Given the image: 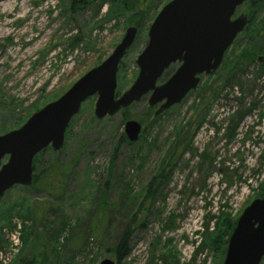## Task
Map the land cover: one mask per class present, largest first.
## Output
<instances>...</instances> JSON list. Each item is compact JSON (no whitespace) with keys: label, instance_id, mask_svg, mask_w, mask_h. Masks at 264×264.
<instances>
[{"label":"rangeland","instance_id":"obj_1","mask_svg":"<svg viewBox=\"0 0 264 264\" xmlns=\"http://www.w3.org/2000/svg\"><path fill=\"white\" fill-rule=\"evenodd\" d=\"M137 1L142 12L151 9L119 64L116 97L135 80V60L148 28L170 0ZM68 5L69 0H0V135L59 98L110 55L127 28L135 27L132 12L107 20L108 2L99 10L96 2L76 12ZM242 12L249 28L227 50L217 75L201 76L194 91L154 122L147 97L102 120L93 114L95 96L81 105L61 149H45L34 168L37 173L52 165L41 179L55 182L64 172L63 186L45 191L14 186L0 201V264H99L104 259L116 264L112 236L99 237V228L107 218L110 226L125 225L146 208L143 228L132 231L131 252L122 264H222L230 222L264 196V65L257 62L264 47L254 36L264 9L252 14L243 4L234 18ZM232 70L236 79L212 97ZM128 120L146 130L137 145H121L113 157ZM182 126L195 130L189 151L179 157L169 181L145 199L159 162L172 143L184 139ZM153 138L157 146L148 151L145 141ZM111 161L112 178L107 173Z\"/></svg>","mask_w":264,"mask_h":264},{"label":"water","instance_id":"obj_2","mask_svg":"<svg viewBox=\"0 0 264 264\" xmlns=\"http://www.w3.org/2000/svg\"><path fill=\"white\" fill-rule=\"evenodd\" d=\"M247 0H170L153 19L147 42L136 57L138 74L119 97L116 76L119 64L135 42L138 30L129 27L110 55L80 77L64 94L33 113L19 128L0 135V201L14 186L29 187L32 162L43 150L58 152L66 129L81 105L95 96L94 117H112L147 97V106L158 117L178 105L200 83L218 70L227 50L245 29L248 18L236 10ZM264 65V55L257 57ZM177 64L164 81L163 74ZM141 125L124 123L130 143L138 140ZM6 162L2 163V160ZM264 258V196L241 213L227 241L222 264H260ZM99 264H115L104 259Z\"/></svg>","mask_w":264,"mask_h":264},{"label":"trees","instance_id":"obj_3","mask_svg":"<svg viewBox=\"0 0 264 264\" xmlns=\"http://www.w3.org/2000/svg\"><path fill=\"white\" fill-rule=\"evenodd\" d=\"M98 2V5L96 6V10H99V8L101 7V5L103 3L108 2L110 4V11H108L107 13V20H115L117 17V15H121L123 13L127 12H132V19H133V23L134 26L137 28L138 32L145 27V24H143L145 22V20H147V15H149V10L151 9L150 6L147 7L146 11L142 12L141 11V7L143 4L141 3L140 6L138 7L139 2L137 0H69V10L70 12H76L78 10H82L85 7H87L88 5H91V3H96ZM246 7L249 9V11L252 14H255V11H261L262 9H264V0H247L245 3ZM116 13V14H115ZM152 20V17H151ZM261 25L258 26L256 28V30L254 31V36L257 39H261L262 40V44L261 47H264V16H263V20L260 23ZM249 25H246L244 31L248 30ZM250 38V36H249ZM75 45L73 43V46H77L80 42V39H76L75 41ZM260 50V49H259ZM261 51V50H260ZM226 54V53H225ZM225 56V55H224ZM260 66H262L261 64H259ZM220 72V71H219ZM218 73V72H217ZM217 73H213L212 75ZM166 72L163 74L161 81L163 79V77H165ZM237 73L235 71H231V73H229V78L225 83H222L219 85H217L215 88H213V90L211 91L212 93V97H216L217 93L219 90H222V88L232 79H236ZM164 81V79H163ZM151 109L148 108V111H150ZM124 111V110H122ZM167 112V111H166ZM163 115V114H162ZM160 118V116L158 117H153L152 121L154 122L156 119ZM69 127V126H68ZM189 127L188 125L186 126V128ZM185 126H182L180 129L181 132H183V130L185 131L184 133V139L181 141H176L174 143L171 144V149L168 150V154L166 156V159H162L159 162V166L157 167V175H155L149 182L146 191L144 193V198L145 199H152L153 194L156 192L157 190V186L160 185V183H164V182H168L172 173V168L175 167V165H177L179 157L182 156V154H184V152L189 151L190 145H191V139H192V135L194 134L195 130H191L189 128V130H186ZM146 130V127H142L141 129V134L138 138V140L134 143H130L126 137L124 136V134H121L119 136V139L117 141V144L115 147H113L112 149V156L114 157L116 154L117 149L121 146V145H125L128 147H133L135 145H137L139 143V139L140 137L144 134ZM67 131V129H66ZM188 132V133H187ZM68 133V131H67ZM157 138H153L150 139V142L145 141V145L147 146L148 151H151L152 149H154L157 146ZM178 151L181 152V155H178ZM45 150H43L42 152H40L37 156L34 157L33 162H32V166H33V172H34V168H35V164L37 159L39 158V156L44 153ZM178 155V156H177ZM137 161H139V159L136 157ZM135 159V160H136ZM130 164L132 163V161H134V158H131ZM141 164V162H140ZM112 165V161L111 163H109L108 168ZM142 165V164H141ZM53 166H49V168L45 169V170H41V171H37V173H34L33 175V180H32V184L29 187H23L24 189H35L37 188V186L41 187V190L45 191L46 189L44 187L49 186V187H61L63 186L62 181L64 182V179L66 178L65 173L64 172H60L59 176L60 179L57 180V182L53 181V180H49L47 176L43 177V180L41 179V177L43 175L46 174L47 171H49V169H51ZM108 174H110V178L115 177L114 173L112 172L111 169H109L107 171ZM223 173V170H222ZM224 174V173H223ZM108 183V182H107ZM153 183H155L156 185H154ZM154 188V189H153ZM36 190V189H35ZM8 192V191H7ZM6 192V193H7ZM5 193V194H6ZM5 196V195H4ZM106 200V199H105ZM104 200L103 205L106 204V201ZM119 206V205H118ZM141 206V205H140ZM118 208L117 206H113ZM114 209V208H111ZM112 211V210H111ZM145 213L143 214V216L140 218V211L138 210L136 213H134L132 216H130V218L128 219V223L124 224H115L114 226H110V219L107 218L105 219V223L102 227L99 228L98 234L99 237L105 239L108 238L109 236H112L113 239V255L114 258L116 260V264H122V262H124V260L129 256L130 252H131V246H130V238H131V233L133 230H136L138 228H143L144 225V219L146 218V215L149 212V209L146 208ZM231 226H230V231L228 234L229 235L232 233L236 222H230ZM97 228V227H96ZM61 230H56L54 233H57L59 235V233H61ZM32 236L35 238L36 235V230L32 229ZM93 234V233H92ZM31 235V234H30ZM226 238V237H225ZM228 240V238H226ZM227 240L223 241V246L225 247L227 244ZM62 247V246H61ZM59 250V248H58ZM59 252L57 251L56 254H58ZM73 259V258H72ZM264 262V258L262 259ZM262 262V261H261ZM45 263V261H43V264Z\"/></svg>","mask_w":264,"mask_h":264}]
</instances>
